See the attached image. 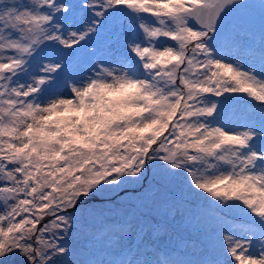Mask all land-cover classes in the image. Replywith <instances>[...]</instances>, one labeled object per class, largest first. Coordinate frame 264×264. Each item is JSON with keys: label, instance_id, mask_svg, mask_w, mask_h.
Instances as JSON below:
<instances>
[{"label": "snow or ice", "instance_id": "6c2138e0", "mask_svg": "<svg viewBox=\"0 0 264 264\" xmlns=\"http://www.w3.org/2000/svg\"><path fill=\"white\" fill-rule=\"evenodd\" d=\"M10 258L264 264V0H0Z\"/></svg>", "mask_w": 264, "mask_h": 264}, {"label": "rangeland", "instance_id": "374dc122", "mask_svg": "<svg viewBox=\"0 0 264 264\" xmlns=\"http://www.w3.org/2000/svg\"><path fill=\"white\" fill-rule=\"evenodd\" d=\"M169 43H171V42H169ZM63 95H64V96H69L70 93L66 90V91L63 93ZM201 195H203V194H201ZM237 203H238V202H237ZM234 219H236L238 222H239V220H240L239 217H234ZM160 239L163 241V240H166L167 237H166L165 235H161ZM76 243H77V245H79L80 242L77 241ZM12 259H13V258H10V260H12ZM15 259H16V258H15ZM15 264H16V262H15Z\"/></svg>", "mask_w": 264, "mask_h": 264}, {"label": "trees", "instance_id": "16d2710c", "mask_svg": "<svg viewBox=\"0 0 264 264\" xmlns=\"http://www.w3.org/2000/svg\"><path fill=\"white\" fill-rule=\"evenodd\" d=\"M15 262H16V259L13 258V259H12V264H15Z\"/></svg>", "mask_w": 264, "mask_h": 264}]
</instances>
